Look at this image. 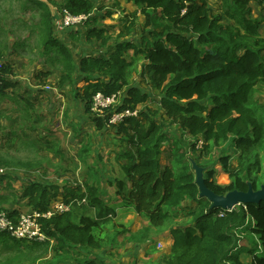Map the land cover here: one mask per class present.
<instances>
[{
	"label": "trees",
	"instance_id": "1",
	"mask_svg": "<svg viewBox=\"0 0 264 264\" xmlns=\"http://www.w3.org/2000/svg\"><path fill=\"white\" fill-rule=\"evenodd\" d=\"M15 1L22 14H34L30 20L21 21L24 29L30 30L28 38L32 37L35 27L42 38L40 45L44 56L56 54L49 59L53 65L61 67L60 83L66 84L76 74L82 79L84 86L79 97L100 132L108 125L112 110L107 111L105 118L91 112L93 98L98 93L111 96L123 92V105L117 106V111L138 110L155 98L140 85L131 84L137 62H145L141 79L160 92L161 96L155 100L161 111L149 114L138 110L137 118H125L117 125L118 133L129 137L136 151L124 155L129 161L123 166L127 181L116 178L109 184L115 187L123 206L132 207L148 223L150 229L146 231H169L173 244L162 264H246L241 259L245 248L238 242L242 239L239 233H244L247 226L260 247V250L247 249L251 256L249 264H264V202L241 205L232 211L210 209L211 203L199 196L190 165L180 159V169L161 166L166 138L163 128L169 120L195 142L194 150L200 140L203 151L211 152L225 143L234 150L232 156L222 155L218 162L233 180L229 187L214 183L215 171L200 164L204 171L207 170L206 184L212 191L218 195L234 190L246 192L249 184L255 190L260 189L264 105L259 103L256 92L260 84L264 85V37L261 33L264 19L253 16L251 3H257L264 11V0H219L223 7L216 10L211 7L212 0H127L137 8L133 18L142 14L149 21L154 15L165 25L164 30H150L141 41H117L107 50L112 37L101 26H96L99 19L95 16L87 22L90 24L86 31L87 41H95L105 48V53L85 56L79 63L69 48L54 36L53 22L58 13H53L50 6L41 1ZM5 2L0 0V60L8 53L14 37ZM63 4L75 15L90 14L96 9L92 0H65ZM37 15L39 22L34 25L32 21ZM16 17L20 18V12ZM15 46L23 47L25 42L16 41ZM10 74L13 70L6 63L0 71L3 80L0 92L12 85ZM143 117L145 121H141ZM232 159L238 163L235 170L231 167ZM5 176L9 175L0 176V180ZM102 195L101 187L89 180L62 187L44 182L30 183L21 199L27 200L28 206L42 216L39 221L48 240H19L0 232V264L47 262L44 259L52 251L54 262L45 264L63 263L76 255L75 264H102L93 254L90 256V251L100 250L104 242L99 234L104 231L101 220L86 215L76 220L72 211L43 217L50 205L59 200L67 205L85 200L89 208L106 211ZM3 200L9 201L8 198ZM186 202L197 204L200 210L189 212L193 224L176 227L173 223L179 214L174 215V211ZM7 211L11 216L20 213ZM144 234L142 232L141 236Z\"/></svg>",
	"mask_w": 264,
	"mask_h": 264
},
{
	"label": "rangeland",
	"instance_id": "2",
	"mask_svg": "<svg viewBox=\"0 0 264 264\" xmlns=\"http://www.w3.org/2000/svg\"><path fill=\"white\" fill-rule=\"evenodd\" d=\"M64 1L65 0H48V2H50L53 7L58 9L57 13L59 15H61L63 11L66 10L63 4ZM93 1L96 5V9L88 14L90 15V17L87 22L90 20V18H94L95 16H97L99 21L96 26H101L108 35H111L112 38L108 42L107 50L113 48L117 41H141L143 35L149 33L150 30L156 29L157 32L164 30L165 25L159 22L158 18H156V16L154 15L151 16V19L149 21L142 14H138L135 18H133L132 14L137 12V8L127 0ZM228 1L230 2L231 0ZM218 2L219 0L211 1V7L214 10H216L218 7H223V4ZM251 6L253 9L254 17L258 18L259 20H263L264 11H260L261 8L258 6V4L252 2ZM5 9L7 10V16L11 17L9 24L10 26H13V35L17 38L18 42L21 39L27 41V43L30 40L34 41V47H32L31 53L27 55V59H34L33 61L31 60L34 64L37 62L45 61L43 67L41 68L42 72L39 76L40 83L36 81V83H38V88H35V93H37L38 91L39 94H42L43 92L46 93L45 91L47 90H44L43 88L45 87L46 89H48V91L53 92L56 97L55 99H53V95L49 99H43L42 103L40 104V106L42 107L39 110L42 114L53 113L52 115H54V121L52 123L47 122L48 124H50L51 129L48 126L41 133H38L36 135V138L38 139L36 140H32L31 136H27L22 139V136L19 137L20 134L17 133V130L11 129V131L14 132L13 137H11L9 134L7 136V139L0 141V161L9 162L8 166L2 165L0 163L1 166L5 167L7 169L6 173L11 174L12 176L15 175L23 177L24 174L33 172L37 176L40 175V179H44L45 181L60 185L61 187L64 186L65 183L56 181L58 179V175H65L68 177H73V175H75L79 179V182L88 180V178L86 177L91 175L89 181L93 180L96 181V183L102 182L101 187L105 189L106 193H108L107 196L111 197L113 193H115V191L111 186L107 185V178H112V180L119 178L127 181L123 166L129 162H127V156L124 155L128 153L134 154L136 151L135 147L132 145L129 137L120 135L118 133L119 126L106 125L104 131L100 132L97 130L95 124L92 123V118H90L89 114L86 112V104H84L82 102V98L79 97V95L83 92L84 83L82 82V79L78 74L74 75L66 84L60 83V75L62 74V71L60 69L61 67L59 66V68L57 66H54L52 64L53 62L49 59L50 56H56V54L53 52L50 55L44 56V54L42 53L43 47L40 45L42 43V38L39 34V30L33 27V35L32 37L27 39L30 30H25L23 25L21 24V21H23V19L30 20L34 16V14H22L20 11V6L15 0H6ZM19 12L20 18L18 19L16 15ZM38 22L39 18L37 15L35 20L32 21V24L35 25ZM262 25L263 26L261 29V33L264 37V20ZM89 27L90 24L86 23L83 29V34L76 31L77 29H71V31L75 32L65 36L75 41L79 48L82 51H85V53L90 52L92 49V43L87 41L86 36V31ZM25 37L26 39H24ZM32 42L26 45H31ZM81 42L83 43L82 45ZM11 47L16 53L18 52V48L15 45L12 44ZM34 49L37 52L35 54L33 53ZM74 49L75 45H73V50ZM75 51L78 52V59L80 56H83L80 55L79 49H75ZM13 55H15V53ZM39 55H41L44 59H41L40 57L38 58ZM144 63L145 62L143 60L137 62V69L134 68L132 71L131 84L140 85L142 89L148 91L153 97H155L153 100L138 107L139 111L145 110L149 114H152V111H161V108H159L160 104L155 100L158 99L161 94L159 91L151 89L147 81H142L141 72L143 70L142 65ZM45 64L52 69L51 72H47V66ZM17 71L21 75L22 70L19 68V70ZM18 77L20 76L18 75ZM20 78L22 79V77ZM36 78V76H32L31 79H29L30 85L36 86L34 84V79ZM32 89L34 90V87H32ZM256 93V97L259 99V103L261 105H264L263 84H260L258 86ZM25 94V98H23V96L21 95H18L17 93H15L14 95L5 94V96L12 100H20V102H17L16 105L11 100L9 101V106L11 107L10 116H6L9 121L12 120L13 116H17V118H24L27 121L34 116L33 102L38 100H35L33 98L32 91L29 88L28 92H26ZM123 96L124 93L120 92L119 97L121 98L122 105ZM207 105L209 106L210 104L207 103ZM16 107L18 112H14V110H16ZM71 110L75 112L70 114L69 112ZM4 114L2 113V115ZM74 115H81L82 117L84 116L87 119L86 122H84L86 124L81 123L79 125L80 129H76V126L71 124V121L73 119L72 117H74ZM262 116L264 117V113H262ZM44 118L46 117L44 116ZM60 119L61 121H67V123L64 124L66 127L72 126V134L70 130L68 134L66 133V131L64 132L62 130V128L65 127H62V125L59 123ZM141 121H145V118H141ZM4 122L6 124L5 120ZM165 123L166 124L163 128V133L166 138L164 140L163 154L161 157L162 168L170 165L177 169H180L182 166L178 162L181 159L183 163L190 165V171L194 174L195 171L193 170V162L199 166L200 164H202L209 169H213L215 171L213 181L217 185L222 187H229L232 184L233 180L231 179L230 175L225 173L222 165L218 163L222 155L232 156V154L235 153L233 149L229 148L228 143L220 144L219 146L214 147L211 152H208L203 151V143L200 140L196 145V150H194L193 145L195 142L193 140L188 138V136L184 134L178 127H176L171 121L168 120ZM14 126L19 125L16 124ZM27 127L28 130H31L33 126L31 124H28ZM73 139L77 142V144H81L83 150L87 152L79 158L81 162H79L78 164V169H67L71 166V160H64L63 153L67 151L71 154V156L74 155L68 149L69 147H71L68 143L70 141H73ZM32 149H36L35 155L33 154ZM260 153L262 159V174L260 176V184L262 186L264 184V146L261 148ZM51 155H53V157ZM17 162L27 163L26 165H30L31 167H26L24 164L17 165ZM16 166L18 168V171H16ZM231 167L233 170L238 168V163L235 159H232ZM64 169H67L66 172H64ZM58 171L60 172L58 173ZM83 175L86 177H83ZM206 175L207 170L205 171V177ZM69 183H73V181H70ZM76 185L78 184H75V186ZM15 204H18L17 198L15 199ZM191 204L192 203L189 204V202H186L184 205L187 206ZM187 209L190 210V208H184L183 210L179 209L178 213L180 211H187ZM71 211L75 214L76 220L81 218V216L83 215L89 216L93 219L101 220V225H104V231H106V233L111 237H113L111 235L112 231H129L128 227L130 225L128 223L130 222L131 224L132 222L136 221V217L130 218L133 214L127 215L122 211L115 212L113 211L112 207L107 208L106 211L98 210L97 208H89L86 203L82 202H75L71 207ZM174 215H177L176 212H174ZM189 217L190 216L186 214V216L180 217L182 221L176 220L173 225L178 227H185L187 225L193 224V221L190 220V218L192 217ZM142 221L141 228L143 227L144 229L142 228L141 231H144L146 233L147 238L151 242L147 244L151 245L150 250L145 252V249H141L137 253L133 251V246L127 244L125 245L123 243V238H120L118 239V241H116L114 248L111 247L112 245L108 247L109 251L113 253V255H118V258L121 259L119 260L120 264H162L167 255L170 254V245H168L167 243L166 235L158 237L157 235H159L160 233H156V236H150V231H146V229H150L148 227L149 225L147 226L145 221ZM190 222L192 223L190 224ZM130 229L132 231V227ZM243 232L244 233H239V238L242 239H240L238 242L239 246L245 248L243 251L247 249L260 250L257 238L251 235V233L248 231V226L243 229ZM169 237L170 233L167 238ZM161 244L163 247L161 246ZM128 253L130 254L129 260H127ZM241 254H245L241 257L243 262L249 264L251 262V256H249V254L246 252H241ZM106 264H111V262H106Z\"/></svg>",
	"mask_w": 264,
	"mask_h": 264
},
{
	"label": "crops",
	"instance_id": "3",
	"mask_svg": "<svg viewBox=\"0 0 264 264\" xmlns=\"http://www.w3.org/2000/svg\"><path fill=\"white\" fill-rule=\"evenodd\" d=\"M37 1H41V2L46 3L47 5L50 6L52 12L57 14L58 9L53 7L50 4V2H48V0H37ZM129 3H131V2H129ZM260 11H262V9H260ZM57 18H58V16H56V18H54V22H53V27H54V32H55L54 36L63 45H66L69 48V50L73 53L77 63H79L81 58H83L85 56H97L99 54H104L105 53V48H102L98 43H95V41L92 43V49H91L90 52H86L85 53V51H82L79 48V46L75 43V41H73L69 37H65V36H67V35H69L71 33H74L75 31L66 30L65 32H62V31H59L57 29ZM78 29H79V27H77L76 31H78L79 33L83 34L84 27L82 29H80V30H78ZM27 38H28V36H27ZM24 39H26V37ZM16 41H18L16 37H12L11 38V44L9 45L8 53L6 54L4 59L2 60L5 63L4 65H6V63H7V65L11 66V68L13 70V74H10L8 76L9 80H11V82H9V83H11L12 85L10 87L6 88L4 92H0V141H3L4 139H7V136L9 134H10L11 137H13L14 132L11 131V129L17 130V133L20 134L19 137L22 136V139L27 137V136H31L32 140H36V139H38V138H36V135L38 133H41L48 126L51 129L50 124H48V123H52L54 121V118H53L54 115H52L53 113H43L44 114L43 115L42 113H40L39 110L42 107V106H40V104L42 103V100L43 99H49L53 95L54 96L52 98L55 99V97H56L55 94L53 92L48 91V89H46L45 87H43V88H44V90H47V91H45L46 93L43 92L42 94H39L38 93L39 91L37 93H35V90H36L35 88L37 87V84H38V83H36V81H38L40 83L39 76H40V74L42 72L41 68L43 67V64H44L45 61L37 62V63L34 64L32 62L34 59H30V60L27 59L28 58L27 55L31 53L32 47H34V41L33 40H32L33 42L30 40L27 43V41L21 39L20 41H24L25 42V46L19 47L17 49L18 50L17 53L11 47L12 44L15 45ZM30 42H32L31 45H26V44H29ZM82 44L83 43L81 42V45ZM73 45H75V49H79L80 55H83V56H80L79 59L77 57L78 52L75 51V49L73 50ZM13 52L15 53V55H13L14 54ZM33 53L34 54L37 53L35 51V49L33 50ZM39 57L41 59H44L41 55H39L38 58ZM54 66H57V65H54ZM19 68L22 70L21 75L17 71V70H19ZM46 68H47L46 69L47 72H51L52 71V69L49 68V66H47ZM17 74L20 77H22V79L20 77H18ZM32 76H36L37 77L36 79H34V84L36 86H32L29 83V79H31ZM17 82H20V83H17ZM23 86H24V88H23ZM32 87H34V90L32 89ZM28 88L32 91L33 98L35 100H38V101L33 102L34 103V105H33L34 116L28 121L25 120L24 118H17V116L16 117L13 116L12 120L9 121L8 118H6L7 115L10 116L11 107L9 106V101L11 100L16 105L17 102H20V100L19 99H17L16 101L12 100V99L8 98L7 96H5V94L14 95L15 93H17L18 95H21V96H23V98H25L26 97L25 93L28 92ZM40 99H41V101H40ZM59 101H61V100H59ZM53 104H55V103H53ZM70 106H72V105H70ZM14 112H18L17 107H16V110H14ZM74 112L75 111L71 110L69 113L72 114ZM2 113L3 114L5 113V114L2 115ZM44 116L46 118H44ZM72 118L73 119L71 121L72 122L71 124L76 126V129H80L79 125L81 123L86 122V120H87L86 117H84V116L82 117L81 115L80 116L79 115H74V117H72ZM4 120L6 121V124H5ZM59 123L62 125V127L66 128V129L62 128V130L64 132L66 131V133L68 134L69 130H70V132L72 134V132H73L72 126L71 127H66L64 125V124L67 123V121H64V120L61 121V119H60ZM16 124H18L19 126H14ZM28 124H31L33 126L31 130H28V127H27ZM84 124H86V123H84ZM65 136H66V134H65ZM68 144H69V146H71L68 149L74 155L71 156V154L69 152H67V151H65L63 153L64 154L63 155L64 160H69V161L71 160L70 161L71 166L69 168H67V169H73V168L74 169H78V164H79V162H81L79 160V158L82 157L85 154V151L83 150L81 144H77V142L74 141V139H73V141H70ZM35 150L36 149H32L34 155L36 154ZM51 156L53 157V155H51ZM2 159H4V158H2ZM127 162H129V161H127ZM0 163L2 165H5V166L9 165V162L0 161ZM18 164H24L26 167H31L30 165H26L27 163L17 162V165ZM86 166H85V168H86ZM67 169H64V172H66ZM23 170H25V169H23ZM59 170H61V169H59ZM16 171H18L17 166H16ZM55 172H56V170H55ZM59 172L60 171H58V173ZM8 175L9 176H5V177L2 178V180H0V209L4 208L6 210H11V211L12 210H17L20 213L34 212V210L31 209L28 206L27 200H25L23 198L21 199V196L23 195L24 189L32 182H44V183H47V184H53L51 182L45 181L44 179H40L39 178L40 175L37 176L33 172L32 173H26V174L23 175V177H19V176H15V175L12 176L11 174H8ZM83 177H86V176L83 175ZM90 177H91V175L87 176L86 178H88V180H89ZM78 180L79 179L75 175H73V177H68V176H65V175L64 176H59L58 175V179L56 181L57 182H61V183H65V185H75V184H82L83 183L82 181L79 182ZM110 180H112V178H107V181H108L107 185H109V186H111L109 184ZM70 181H73V183H69ZM90 182H96V181L90 180ZM97 184L101 187L102 182L101 183L98 182ZM55 185H57V184H55ZM111 187L115 191V193H113V195L111 197L107 196L108 193H106L105 189H103L101 187V189L103 191V195L102 196H103L104 201L106 202L107 208L112 207L113 211H115V212L116 211L117 212L122 211V212H125L127 215L128 214H133L130 218L136 217V221L132 222L131 224H130V222L128 223L130 225L128 227L129 231H123V230L122 231H120V230L119 231H112L111 235L113 237L109 236L106 233V231H99V234H100L101 238L104 240V242L101 243L102 244V248L100 250L90 251V256L92 257V254H93V257H95L99 262H101L103 264H106V262H111V264H116V263L120 264L119 260H121V259L118 258V255H113V253H111L109 251V249H108V247H110V245H112L111 247L114 248L115 247L114 245L116 244V241H118V239L123 238V243L125 245L127 244V245L133 246L132 247L133 251H135L137 253L141 249H145V252L150 250L151 245H147V244L151 243V242L147 238L146 233L143 236H141V233L144 232V231H141L142 228H143V227L141 228L142 219L136 214V212L134 211V209L132 207L126 208V207L123 206L120 197L117 196L115 187L114 186H111ZM3 198H8L9 201H5V200H3ZM16 198L18 200V204H15V199ZM190 203H192V202H189V204ZM184 208H190V210L187 209V211H180L179 213H178V211H174V212H176V214H179V217L177 219L178 221H182L180 216L183 217V216H186V214H188V216H190L189 212L191 210H196V211L200 210L199 206L197 204H195V203H192L191 205H187V206L184 205L182 208H179V209L183 210ZM182 212H184V213H182ZM190 220L193 221V218H190ZM145 223L148 226V223L147 222H145ZM191 223L192 222H190V224ZM131 227H132V231L130 229ZM176 227H178V226H176ZM163 235L164 236L166 235L167 243H168V245H170V249H169V253H170L173 241L171 239V236L169 238H167L168 235H169V231H166L164 233H160L157 236L161 237ZM150 236H156V232L155 231H150ZM139 240H141V242H138ZM51 244H54V241H51ZM161 246H162V244H161ZM113 248H112V250H113ZM246 251L247 250L243 251L242 253H245ZM96 254H98V255H96ZM132 254H133V252H132ZM243 255H245V254H241V257ZM127 256H128L127 260H129L130 254L128 253ZM75 257H77V255ZM75 257L66 259V260L63 261V263H58V264H75ZM44 260L45 261L48 260V261L47 262L37 263V264H45V263H48V262L49 263H53L54 262L53 251L50 252L46 256V258ZM115 261H116V263H115Z\"/></svg>",
	"mask_w": 264,
	"mask_h": 264
},
{
	"label": "built area",
	"instance_id": "4",
	"mask_svg": "<svg viewBox=\"0 0 264 264\" xmlns=\"http://www.w3.org/2000/svg\"><path fill=\"white\" fill-rule=\"evenodd\" d=\"M89 17L90 15L88 14L75 15L66 9L61 15L58 14L57 29L65 32L66 30L71 31V29H77V27H79L78 30H80L86 25ZM3 64L4 62L0 60V71L3 68ZM2 84L3 80L0 77V87ZM117 106H122L119 93L111 96L98 93L93 98L91 112L99 117L105 118L107 117V111L111 109L112 111L109 112L108 121V125L110 126L120 125L125 118H137L139 115L138 110L124 109L122 111H117ZM6 170L7 169L0 164V176L5 175ZM82 203H85V200ZM71 207L72 204L67 205L60 200L54 201L50 205L48 212L43 215V217L51 218L56 215L69 212L71 211ZM41 217L42 216L35 211L19 213L18 216H11L7 210H0V232L8 233L12 237H16L18 239L44 242L48 239V237L44 233L39 221Z\"/></svg>",
	"mask_w": 264,
	"mask_h": 264
},
{
	"label": "water",
	"instance_id": "5",
	"mask_svg": "<svg viewBox=\"0 0 264 264\" xmlns=\"http://www.w3.org/2000/svg\"><path fill=\"white\" fill-rule=\"evenodd\" d=\"M193 170L200 191L199 196L206 198L211 203L210 209L219 208L231 211L241 205L247 206L264 202V184L258 190L249 184V189L246 192L234 190L226 195H218L207 186L204 168L193 162Z\"/></svg>",
	"mask_w": 264,
	"mask_h": 264
},
{
	"label": "bare ground",
	"instance_id": "6",
	"mask_svg": "<svg viewBox=\"0 0 264 264\" xmlns=\"http://www.w3.org/2000/svg\"><path fill=\"white\" fill-rule=\"evenodd\" d=\"M47 236V235H46ZM14 238H16V237H14ZM16 239H18V238H16ZM19 240H25V239H19ZM48 240V239H47Z\"/></svg>",
	"mask_w": 264,
	"mask_h": 264
},
{
	"label": "clouds",
	"instance_id": "7",
	"mask_svg": "<svg viewBox=\"0 0 264 264\" xmlns=\"http://www.w3.org/2000/svg\"><path fill=\"white\" fill-rule=\"evenodd\" d=\"M61 201V200H60ZM73 205V204H72Z\"/></svg>",
	"mask_w": 264,
	"mask_h": 264
}]
</instances>
